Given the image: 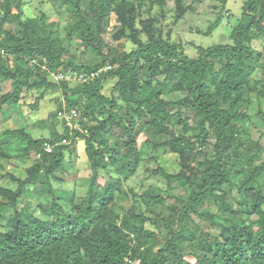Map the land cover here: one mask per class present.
I'll return each mask as SVG.
<instances>
[{
	"label": "trees",
	"instance_id": "16d2710c",
	"mask_svg": "<svg viewBox=\"0 0 264 264\" xmlns=\"http://www.w3.org/2000/svg\"><path fill=\"white\" fill-rule=\"evenodd\" d=\"M51 1L64 3L70 14L64 37L47 14L25 17L22 1L0 0V121L14 112L23 120L0 135V158L34 159L26 177L9 175L16 189L0 184V264H264V144L252 138L250 115L253 95L264 99V80L253 77L264 72V46L256 48L264 43V0L244 1L230 43L192 44L196 57L143 11L147 5L163 11L173 2L179 21L206 0ZM218 1L221 11L206 35L226 16L229 0ZM112 23L118 30L109 42ZM66 42L83 48L79 61ZM53 74L81 80H56ZM6 81L11 88L4 92ZM171 85L183 98H164ZM25 90L42 91L29 105L33 111L50 90H60L65 101L30 125L22 106ZM64 113L74 114L73 126ZM38 129L49 130V137L36 138ZM140 134L155 153L181 147L178 172L147 169L166 183L165 191L139 195L125 186L145 161L137 147ZM77 141L85 142L92 174L86 194L66 212L56 191L64 182L59 174L66 171V151H74ZM27 190L40 199L41 215L31 202L20 207ZM202 205H216L225 224L220 235L211 230L220 228L215 221L206 226L194 218ZM7 209L15 211L19 227L7 229L13 225ZM204 215L213 218L209 208Z\"/></svg>",
	"mask_w": 264,
	"mask_h": 264
},
{
	"label": "rangeland",
	"instance_id": "374dc122",
	"mask_svg": "<svg viewBox=\"0 0 264 264\" xmlns=\"http://www.w3.org/2000/svg\"><path fill=\"white\" fill-rule=\"evenodd\" d=\"M22 1V6L24 10L25 17H37L42 13L47 14L49 18V23H55L56 29L64 37L67 32V25L70 22V14L67 7L62 2H55L51 0H19ZM245 0H229L226 7L224 15H226L222 21V24L216 28L211 35H206L209 31V27L216 21L219 12L221 11L222 5L218 0H206L203 4L195 6V11L188 13L184 18L179 21L175 20L174 14V4L170 2L167 7L162 11L158 7H153L147 5L144 8L143 15L145 18L152 16L159 20V27L163 29L165 36H170L173 42H182L186 45L187 53L190 57L197 56V50L192 44L197 46L211 47L218 44L230 43V34L233 25L236 23L237 19L242 14V7ZM217 7V8H216ZM109 14V13H108ZM164 15V16H162ZM118 27L115 23H112L108 27V34L106 36L107 41L111 42V37L116 33ZM263 44L257 45L256 48L263 50ZM65 47L68 49L70 55L75 60H80L82 58L83 48L77 43H65ZM125 50H130L132 48L131 44L127 43L125 45ZM92 55H85L84 59H91ZM264 61V58H263ZM253 77L256 80H264V72L262 69H258ZM114 82H110L105 86L103 91L104 94L110 95L111 89ZM148 82L143 79V84L141 88L142 99L144 101L148 100V95L146 93V86ZM3 91L7 92L11 88V83L6 81L2 84ZM42 91L28 92L24 91L22 93V106L23 110L27 115V121L30 125L36 123L39 120H43L49 117V115L59 108V101H65L63 93L59 90H50L44 93V99L41 101L39 109L37 111L30 110L29 105L34 103L37 96L41 95ZM75 96H71L70 99H75ZM168 101H178L183 98V94L178 90L175 85H171L170 92L164 97ZM251 104V121H252V138L253 140H261L264 144V138L262 137L264 133V119L262 113H264V99L253 95ZM171 110L170 112H172ZM102 129L107 128V121L103 120ZM23 122L22 118L14 112L7 119L0 121V135L7 129H15L20 126ZM193 125L194 119L190 120ZM56 127L60 132L63 131V126L61 121L56 123ZM76 127H80L79 124ZM139 129L136 130L138 133ZM34 135L36 138L49 137V130H34ZM209 152L208 159L212 160L214 155V139L210 135L208 138ZM137 147L140 151H143L145 161L141 164L136 175L131 177L125 186L130 189H134L139 195L148 190L162 189L166 190V183L159 177H154L147 172V169H156L159 166L164 167L169 172H178V153L181 150L180 145H176L173 152H157L155 153L150 144L147 142V137L144 134H140L138 137ZM34 164V159L32 160H8L0 158V184L4 187L16 189L17 185L11 182L9 175L14 174L18 177H26L27 169ZM64 173H60L59 177L64 179L63 183L57 185V195L60 199V203L66 212L72 210V203L82 198L88 189L89 179L91 176V170L88 165V158L85 151V142L77 141L75 144L74 151H66ZM102 178H108L107 172L102 171ZM201 181L197 180V184ZM160 192L161 190H157ZM163 192V191H162ZM171 195H179L181 192L179 190H172L168 192ZM167 193V194H168ZM167 194H164L167 196ZM168 194V195H169ZM1 201V197H0ZM31 202L35 213L41 215V211L37 208L40 199L31 190H27L24 194V198L21 202L20 207L22 208L26 202ZM173 200H171L172 202ZM175 201V200H174ZM141 202V201H140ZM144 206V205H143ZM209 208L213 218L210 220L204 212ZM248 211L247 208H244ZM5 213H9L12 219V226L19 227L21 223L17 218L15 211L12 209H7ZM194 218L197 221L204 223L206 226H212L211 221L218 223L220 228H215L212 226L211 230L214 234L220 235L222 233V228L225 225L224 222L218 215V210L216 205H202L199 206L194 213ZM148 225V224H147ZM256 227L260 225L259 222H255ZM188 261L192 263L195 260L191 257L187 258Z\"/></svg>",
	"mask_w": 264,
	"mask_h": 264
},
{
	"label": "built area",
	"instance_id": "2783aa9c",
	"mask_svg": "<svg viewBox=\"0 0 264 264\" xmlns=\"http://www.w3.org/2000/svg\"><path fill=\"white\" fill-rule=\"evenodd\" d=\"M33 64V63H32ZM53 77L56 79V80H62V79H66L68 81H79L81 80V78H76L75 76L71 75V74H68V75H63V74H53ZM86 81V80H84ZM64 118L69 122V125L73 126V123H72V119L74 117V114L73 115H69L67 113H64L63 114Z\"/></svg>",
	"mask_w": 264,
	"mask_h": 264
}]
</instances>
